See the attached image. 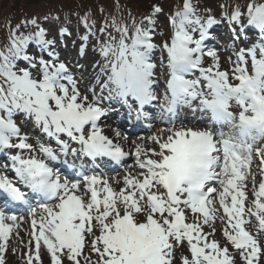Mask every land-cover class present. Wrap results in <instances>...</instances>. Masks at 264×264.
<instances>
[{"label": "snow or ice", "instance_id": "6c2138e0", "mask_svg": "<svg viewBox=\"0 0 264 264\" xmlns=\"http://www.w3.org/2000/svg\"><path fill=\"white\" fill-rule=\"evenodd\" d=\"M161 12L154 5L131 31L113 20L117 35L100 28L103 63L85 91L35 18L10 28L0 50V264L21 223L30 225L24 264H44V255L49 264H81V258L84 264H177L178 250L187 253L179 264H237V257L240 264H264V42L234 48L231 67L222 70L217 51L207 46L208 29L217 23L212 16L202 20L192 0H184L169 17L170 37L158 45L153 33ZM228 19L241 32L251 27L264 36V2L248 0ZM22 26L34 30L24 34ZM30 44L39 57L26 54ZM157 48L167 74L160 99ZM146 106H158L169 126L126 150L129 137L119 128L110 136L103 125L120 109L129 123L147 120ZM184 109L208 122L186 126ZM18 114L49 140L30 143ZM217 221L224 245L214 238Z\"/></svg>", "mask_w": 264, "mask_h": 264}, {"label": "rangeland", "instance_id": "374dc122", "mask_svg": "<svg viewBox=\"0 0 264 264\" xmlns=\"http://www.w3.org/2000/svg\"><path fill=\"white\" fill-rule=\"evenodd\" d=\"M89 1H92V0H89ZM160 1H162V0H130V3L136 5L137 8H139V7L145 8L146 7V8H149V10L151 11V9L153 8L154 5H158V6L162 5L160 3ZM170 1L175 2V0H170ZM41 2H45V0H0V14H2L4 12L3 11L4 9H6V12L8 10H10V11L15 10L16 12H19V13L23 11L24 7L26 8V10L27 9L31 10V9H33V7H30L31 3H39L40 4ZM192 2L194 4V8L196 10V15L199 16L202 20L206 19L210 15L217 21L218 24H222L223 25L222 27L225 30H226V28L230 27V23H228L229 22L228 16H230L231 12L233 11L232 9H233L234 5H229L230 11L227 12L228 14H222V13H219L217 11L221 5L216 4L215 3L216 1H213V0H192ZM20 5H21L22 9H20L21 7L20 8L17 7ZM226 7L228 8V6H226ZM241 7H243V6L239 7L243 11V8H241ZM165 17H167L165 14L164 15L158 14V16L156 18L155 26H160V25L165 26L166 23L162 22L163 18H165ZM238 26L240 27V25H238ZM218 30L220 31V29H218ZM208 31H209V29H208ZM208 33L211 35V32H208ZM220 33L224 34V32H222V31H220ZM193 35L196 38H198V32L193 33ZM166 38L168 39V32L164 31V33H163V32H161L160 27H158V28L155 27V32L153 33V42L159 45L160 43H162V40H166ZM248 38H251V37H248ZM211 41L213 44L211 43L212 47H209V48H214L215 50H217V53L221 58L222 70H227L228 68L231 67V65H229L227 63V61H228V58L232 55L234 48L244 47L245 45L251 46L247 41H244L243 43L241 41H238L237 46H235L236 44L233 45L231 42H228V46L222 44L221 47L218 48L216 46V43H214L213 39ZM57 42L58 43H55V45L57 46L56 50H62L63 48L71 49L72 55H73V53L74 54L77 53V56H81L80 65L85 64L88 66V68L85 70H80V69H78V67H79L78 64H74L73 67L74 66L76 67V69L79 71L80 76H82L84 79H86L88 81L92 80L93 84H94L95 79L93 80V78H92L94 73H92V76L90 75V73H91V71H93V72L96 71L99 73L100 68L98 67V64L103 63L100 56L95 55V54L91 53L90 51H87L85 48H83L84 51H83V54H81V47L83 46V44L81 42H73V41L70 42L68 39L58 40ZM156 53H160L159 48H157L155 50V57H156ZM56 54L58 55L59 60L64 62L69 69V63H68L69 61H67L65 56L61 57L57 52H56ZM45 59H47V57H45ZM208 59H209V63H210L211 62L210 58H206V61ZM205 66H207V64H205ZM89 68L91 71L88 70ZM76 76L80 77L79 75H76ZM160 78H163V76L159 77L158 80ZM75 79L77 80V83H78V86L80 87V89L83 87H85V89L91 87L87 83L81 82V80H78L77 78H75ZM98 86L99 85H96V88H95L96 92H97ZM162 89L160 88L159 90L162 91ZM97 93H99V90ZM17 117H18L16 119L17 124L22 126L21 120H20V118H21L20 114H18ZM103 126L107 129L109 126H111V124H109V122L105 121V124ZM23 134L28 135L30 140L35 139L33 136H31L30 134H28L24 130H23ZM152 134H154V133L142 136L145 139L143 141L140 140L139 142L147 143L146 138ZM137 135H143V134H137ZM36 140H38V139H35L33 141L36 142ZM257 165H258V161L255 164L253 163L252 167H254L255 170L257 171V173L259 174ZM124 168H125V166L120 170L121 175H122V173H124V171H123ZM114 187H118V186L114 185ZM248 192L251 193V187L250 186H249ZM251 201H252V195L249 194L248 203L250 204ZM188 222H191V215H189ZM217 224H218V230H217V233H216L214 238L217 239L222 245H224L225 241L223 240L222 233L219 231V221H217ZM249 227H250L251 231L255 232V221L254 220H253V223ZM14 237H16V235H14ZM262 242H264V238L262 239ZM8 243H9V241L7 240V249L4 253V264H24V255L23 254L26 253L28 251V249L27 248H20L17 244H13L10 246V248H8L9 247ZM10 249L14 252V254H15L14 256L11 255ZM230 251H231V249H230ZM183 255H187V253L183 250L177 251V253H176L177 264H179L180 258ZM85 256H91V258L93 260L96 259L95 255L92 254L87 248L85 249ZM47 264H49V258L48 257H47ZM64 264H70V262H68L67 259H65ZM81 264H84L83 258H81ZM237 264H240L238 257H237Z\"/></svg>", "mask_w": 264, "mask_h": 264}, {"label": "trees", "instance_id": "16d2710c", "mask_svg": "<svg viewBox=\"0 0 264 264\" xmlns=\"http://www.w3.org/2000/svg\"><path fill=\"white\" fill-rule=\"evenodd\" d=\"M216 4L223 6L234 5L233 9L240 6L245 7L248 0H213ZM126 2L130 0H45V2L31 3V10H26L24 7L22 12H16L15 10L4 9L0 14V50H3L9 40L10 28H15L17 24H20L22 20L35 18L37 23L42 26H48L50 28H57L64 26L71 22L72 26H83L85 28V34L91 38L92 41L97 42L98 37L103 39L100 28L107 26L108 32L113 35H117L111 27V23L115 20L117 23L127 24L131 31V25L133 20L139 23L147 14L143 15L146 11L140 7L139 10L133 5L132 12L122 9ZM257 2H264L257 0ZM164 5L167 10H172V3L170 0H166ZM18 8L21 7L17 6ZM224 8V7H223ZM22 9V7L20 8ZM177 10V9H174ZM172 13V12H171ZM167 12V14H171ZM31 27H21L20 31L27 34L28 31H32Z\"/></svg>", "mask_w": 264, "mask_h": 264}, {"label": "bare ground", "instance_id": "6f19581e", "mask_svg": "<svg viewBox=\"0 0 264 264\" xmlns=\"http://www.w3.org/2000/svg\"><path fill=\"white\" fill-rule=\"evenodd\" d=\"M232 31L235 32L233 29H232ZM236 31L239 32L240 34L235 39L240 38V41L248 39L245 35L241 34L240 27H238L236 29ZM219 38L221 40H223V41L227 40V36H225V35H221ZM233 39H234V37H233ZM249 41H251V39ZM261 42H264V37L261 39ZM64 53H65L64 56L69 57L71 59V62L73 63V65L74 64H79L80 65V59H79V57L76 56L77 53L76 54L73 53V55H72L71 49H67L66 51H64ZM160 57H161V53H156V60L153 61V62L157 63L158 66H159ZM87 68H88V66L85 65V64L80 65V67H78V69H80V70H85ZM71 69H72V71L74 73V74L72 73L73 76L74 75H79L80 76L79 71L76 69L75 66L74 67L71 66ZM156 71H157L158 78L160 76L164 75V70H162L160 67H157ZM161 73H163V74H161ZM80 78H81V80L83 82L87 83L89 86H91L93 84L92 80L88 81V80L82 78L81 76H80ZM164 83L165 82H163V81L159 82V85H158V88H157V92L159 91L160 88L161 89L163 88ZM85 90H83V91H85ZM117 108L119 109V105H117ZM126 111L127 110L120 109L119 114H117L116 112H113L111 114V119L108 120V121L113 122L115 124V125H113L114 128H119L123 132L124 135H127L129 137L128 144L126 145V150L132 146L133 142H138L140 140L139 138L141 136L140 137H136V136L132 137V135H136L137 133L147 134L149 132L148 131L149 130L148 125L152 124V123H154L153 127H155V126L157 127L158 126L157 128H154V133H158L160 127H162L161 125H163V124H160V123H163V120L161 119V112H160V108L158 106H149L146 109V112L148 114L149 119L144 120L142 122L135 123V124L129 123L127 115H126ZM180 115H181V118L184 121L188 122V123L185 124L186 126H193L194 124L198 125L200 123L206 124L208 122V117L205 118V119H201L200 114H197L196 116H193L189 109L182 110ZM23 121H24V118H23ZM179 126L180 125L177 124V127H179ZM24 127L27 129V132L29 134H31L33 137H35V139L41 140L42 142L49 140V138L44 133H42L40 131V129L37 128L30 120L27 121V122L24 121ZM165 127H167V126H165ZM196 127H198V126H196ZM110 129H112V128H110ZM110 129L106 130V132H108L110 134V136L114 135V133L110 132ZM226 130L227 129H225V131ZM63 138L67 139V137H63ZM51 146L52 147L56 146L54 141H51ZM3 160H4V158L0 157V162H2ZM132 162H133L132 158H129L128 161H127L128 164H131ZM255 163H257V160L254 162V164ZM122 167H124L123 164L120 166V168H122ZM252 170H253V172H256L254 167H252ZM65 174H67V173H65ZM110 175H113V173H111ZM259 178H260L259 174L257 173V182H259ZM249 186L251 187V184H249ZM29 230H30V225L21 223L20 226H19V230L18 231L17 230L14 231L15 234L18 236V245H19V247H21V248L29 247V245H28ZM11 255L14 256L13 251H11ZM47 257H48L47 255L43 256L44 264H47Z\"/></svg>", "mask_w": 264, "mask_h": 264}]
</instances>
